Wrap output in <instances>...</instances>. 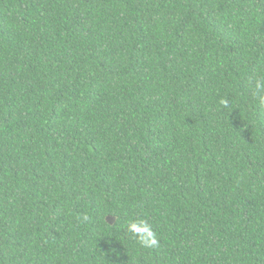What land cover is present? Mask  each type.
<instances>
[{
  "label": "trees",
  "instance_id": "trees-1",
  "mask_svg": "<svg viewBox=\"0 0 264 264\" xmlns=\"http://www.w3.org/2000/svg\"><path fill=\"white\" fill-rule=\"evenodd\" d=\"M258 77L264 0H0V264H264Z\"/></svg>",
  "mask_w": 264,
  "mask_h": 264
},
{
  "label": "clouds",
  "instance_id": "clouds-1",
  "mask_svg": "<svg viewBox=\"0 0 264 264\" xmlns=\"http://www.w3.org/2000/svg\"><path fill=\"white\" fill-rule=\"evenodd\" d=\"M252 90V97L259 104L264 105V77H258L249 81ZM227 105V101H221ZM87 218V217H86ZM127 230L136 237L142 247L155 248L158 246V239L150 224L145 220L129 221Z\"/></svg>",
  "mask_w": 264,
  "mask_h": 264
},
{
  "label": "water",
  "instance_id": "water-1",
  "mask_svg": "<svg viewBox=\"0 0 264 264\" xmlns=\"http://www.w3.org/2000/svg\"><path fill=\"white\" fill-rule=\"evenodd\" d=\"M108 222H109L110 224H114L115 220H114L113 218H108Z\"/></svg>",
  "mask_w": 264,
  "mask_h": 264
}]
</instances>
